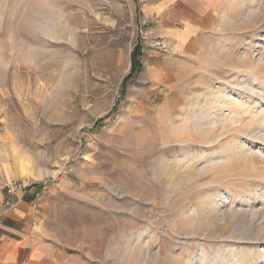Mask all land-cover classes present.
<instances>
[{
	"label": "rangeland",
	"instance_id": "rangeland-1",
	"mask_svg": "<svg viewBox=\"0 0 264 264\" xmlns=\"http://www.w3.org/2000/svg\"><path fill=\"white\" fill-rule=\"evenodd\" d=\"M170 36L135 0H0V190L55 264H264V0Z\"/></svg>",
	"mask_w": 264,
	"mask_h": 264
},
{
	"label": "crops",
	"instance_id": "crops-1",
	"mask_svg": "<svg viewBox=\"0 0 264 264\" xmlns=\"http://www.w3.org/2000/svg\"><path fill=\"white\" fill-rule=\"evenodd\" d=\"M138 25L147 36L193 41L214 23L223 0H135ZM188 44L183 48L185 51ZM0 190V264H55L38 244L39 217L33 195L17 200L12 208L2 206Z\"/></svg>",
	"mask_w": 264,
	"mask_h": 264
},
{
	"label": "built area",
	"instance_id": "built-area-1",
	"mask_svg": "<svg viewBox=\"0 0 264 264\" xmlns=\"http://www.w3.org/2000/svg\"><path fill=\"white\" fill-rule=\"evenodd\" d=\"M31 188V185L29 183H26L24 181H15V182H9L4 184V192H5V201L3 202V206L6 208H11L15 204V202L19 199H21L24 194L27 192L28 189ZM38 196H35L34 201V211H37V204H38Z\"/></svg>",
	"mask_w": 264,
	"mask_h": 264
},
{
	"label": "trees",
	"instance_id": "trees-1",
	"mask_svg": "<svg viewBox=\"0 0 264 264\" xmlns=\"http://www.w3.org/2000/svg\"><path fill=\"white\" fill-rule=\"evenodd\" d=\"M139 54H140V46L137 45L131 54V69L129 75L126 78V81L129 80L134 75L137 69H139L138 66L135 64V61L139 56Z\"/></svg>",
	"mask_w": 264,
	"mask_h": 264
}]
</instances>
